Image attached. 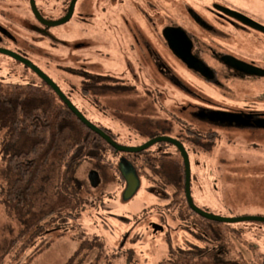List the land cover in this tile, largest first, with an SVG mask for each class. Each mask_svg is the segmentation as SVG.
I'll list each match as a JSON object with an SVG mask.
<instances>
[{
    "label": "rangeland",
    "instance_id": "374dc122",
    "mask_svg": "<svg viewBox=\"0 0 264 264\" xmlns=\"http://www.w3.org/2000/svg\"><path fill=\"white\" fill-rule=\"evenodd\" d=\"M47 1L49 7L41 4L42 0H35L36 10L44 20L57 16L51 9L52 3ZM118 1L117 6L108 8L106 0H85L84 6L82 2L64 14L61 25L45 28L41 23L37 24L30 14L29 0L22 2L18 8L4 6L3 22L10 23L17 17L16 25L11 22V31L29 46L33 44L47 51L31 56L27 63L36 72L40 71L41 77L53 79L62 90H70L77 98L80 96V79L77 76L79 62L75 59L78 56L85 60L83 62L89 72L102 76L103 82L111 85L109 91L105 89L103 96L97 97L98 107L89 104L81 106L79 102L74 104L92 125L103 126L114 133L112 136H115L116 144L120 147L139 148L153 138L174 137L165 133L161 124L169 123L172 127L168 130L170 132L175 131L176 121L198 129L195 131L201 135L184 137L191 141L188 148L195 206L219 218L239 219L247 213L249 219H264L253 217L264 215V135H248L243 131L225 135L223 129L211 127L204 119L191 117L190 104L204 107L206 101L219 99L207 85L195 80L170 58L164 49H158V52L161 51L167 66L200 97H191L186 91L166 82L164 87L168 91L165 92V100L169 102L163 106L152 101V96L158 92H154L150 99L137 96L132 99V94L122 86L130 79L131 66L139 73L137 57L131 61L126 54L128 25L134 22L142 27V22L136 11L129 8L131 0ZM212 1L162 0L166 4L167 14L176 19L182 15V4L186 2L198 5L195 6L196 10L210 20L212 18L206 8L211 6ZM234 1L240 4L244 2L251 7L248 9L259 12L257 15L264 13V0ZM233 42L239 45L242 40ZM77 44H81V48L75 49ZM6 53L14 59L0 54V79L4 82L27 81L28 75L23 72L22 66L15 62L12 65L13 61L17 62V57L11 52ZM144 59L142 73L145 76L151 73L152 76V59ZM66 68L73 70L65 71ZM40 78L35 79L39 81ZM179 103L187 109L178 111ZM248 104L254 106L252 102ZM209 130L216 131L217 135H207ZM207 137L216 139L208 140ZM16 151L18 146L0 128V264H127L130 251L137 264H161L165 260L178 258L191 245L193 250L200 251L224 242L222 234L210 238L199 226L187 223V220L190 221L185 213L187 210L180 218L178 206L172 205L175 187L166 181L165 175L147 171V175L140 177L135 194L126 199L127 186L115 172L95 159L84 161L74 172V181L79 184L83 196L80 211L74 212L75 218L63 216L59 226L55 223L41 232L37 231V225L34 229L25 230L2 203L12 182L8 170L9 158ZM92 172L97 175L95 181H92ZM155 225L163 230L155 232ZM219 225L216 226L220 230L226 229L225 239L229 249L239 247V243L233 241L235 235L232 230L242 229L245 238L264 245L248 235L249 229L255 230L256 224L252 220ZM55 227L60 229L56 230ZM257 236L262 237L261 231ZM92 240H99L103 246L92 247L86 253L75 256L84 242L90 243Z\"/></svg>",
    "mask_w": 264,
    "mask_h": 264
},
{
    "label": "flooded vegetation",
    "instance_id": "af4514ba",
    "mask_svg": "<svg viewBox=\"0 0 264 264\" xmlns=\"http://www.w3.org/2000/svg\"><path fill=\"white\" fill-rule=\"evenodd\" d=\"M28 1L29 0H0V54L6 56L8 59H14L6 52L8 51L13 53L17 57V62L13 61L12 65L14 62L15 64L19 63L23 68V72L28 75L26 78L27 81L17 82L7 80V82H4L0 79V84L5 87L14 86L16 88H31L48 85L46 80L40 76L39 72H36L32 68V65L27 63L30 62L29 58L31 56H37L40 53H45L47 51L39 49L33 44L29 46L26 42L21 41L11 31V22L16 25L19 20L17 17L13 18L10 23L3 22L4 6L9 8H18L22 2ZM42 1L43 3L41 2V4L49 7V4H46L48 3L47 0ZM84 1L49 0V2L52 3L51 9L57 14V16L52 18L49 17L50 19L46 17L47 20H44L41 18L42 14L39 15L36 10L35 0H30L29 12L35 18L34 20L37 24L41 23L45 26V28H52L63 23L62 18L64 17V14L68 12L71 7L80 5L82 2V6H84ZM106 1L107 2H105V4H108V8H113L119 4L118 0ZM165 5L166 4H164L162 0H131L129 8L136 11L137 16L141 19L142 27L135 25L134 22L130 25L131 23L129 22L126 54L128 55V58L130 57L131 61L133 59L135 60V57H137L139 73L136 72L133 66H131L129 69L130 79L127 84L124 83L125 85L122 86H124V88L132 94V99H134L135 96L150 99L154 92H158L159 94L152 96V101L154 104H159V106H163L169 102L165 100V92L168 91L167 87H164V84H167L166 82H168L170 86L184 90L191 97L198 99L200 95L197 91L195 92L193 89L188 88L183 79L175 74L162 59V53L161 51L158 52V49H164L170 58H173L179 66L189 72L195 80L201 81L207 85V87L213 91L219 99V101L202 100L206 101V106L204 107L190 104L191 117L204 119V121H207V124L211 127L214 126L218 129H223V131H225V135H232L234 133L238 134L241 131L244 133L246 132L248 135H264V127H261L258 124L264 121V29L260 28V30L248 25V23L241 20L240 15H237L241 14L246 16L264 27V13L257 15L256 13L259 12L248 9L251 7L244 4V2L240 4L234 0H213L211 2V6L206 8L212 20L205 18L199 10H196L195 6L198 5L193 6L186 2L182 4L184 6V9H182L184 10L182 15L177 16L179 19H176L170 14H167ZM41 12H43V10H41ZM152 12L154 13L153 15L151 14ZM47 30L48 29H46V31ZM168 33L181 34V36L183 34L185 35L184 37H186L189 52L200 62L202 66L201 70H199V68L189 66L183 61L182 57H180L173 50L168 39ZM181 36L179 37L182 38ZM237 39L242 40L241 44L236 45V43L233 42V40ZM220 42L224 43V45ZM81 46V44H77L74 48H81ZM145 57L152 59L151 62L153 63L152 66L154 68L151 69L153 70L152 76L151 73L146 74L147 76L142 73L141 67L145 64ZM75 59L79 62L77 76L80 79V96L78 98L73 95L70 90H62L58 83L55 84L53 79H50L74 107V103L76 102H79L78 104L81 106L89 104L98 107L96 100L97 97L103 96L102 91L105 89L108 90L109 86L111 89V85L103 82L101 79L102 76H95L94 73L89 72L86 68L87 66L83 62L85 60L82 59V57L78 56ZM35 66L37 67V65ZM71 70L73 69H65V71ZM41 71L44 73L43 70ZM254 71H258L259 74L254 73ZM36 77L40 78V80L37 81L35 79ZM211 102H213L214 105H212ZM248 102H252L254 106H251ZM177 106L179 107L177 109L178 111L187 109L184 108L181 103ZM195 107H198L199 109H196ZM219 113H222L223 116H216V114ZM96 127L102 130L106 135H115L103 126ZM161 127L165 130V133L174 135V137H169L167 139L180 143L185 148L189 161H191L188 148L189 144L191 145V141L184 137L187 136L190 138L189 135H201L198 131H195L198 129L192 128L186 123L184 126V124L180 121H176L174 132L168 131L169 129H172L169 123L161 124ZM215 133L217 132L211 130L206 132L207 135H217ZM114 142L116 143V141ZM161 143H163V145L160 147L156 146L160 145L157 143L146 149L144 151L145 156L149 159L151 157L156 159V157L159 156L160 159L165 160L163 170L151 172L165 175L166 181L175 187L172 205L174 203L180 204V196H177L176 188L182 178L181 171L179 170L180 165L179 163L177 164V161L180 158H183V155L181 150L174 143ZM123 153L124 152H120L116 157L119 164V172H113L116 173V176L119 177L121 182L126 186H128L127 178H130L132 175L136 176L138 183L140 184V177L144 174H138L136 165L141 163L143 160L142 157L137 155L124 160L125 156ZM172 160H175V163ZM190 171V183L192 184L193 173L191 170V162ZM91 178L92 181L96 180L97 175L95 172H92ZM186 202L190 211L193 212H185L188 215L187 218L190 219V221L187 220V223L199 226L206 233V235L210 236V238H216L217 235L222 234L224 242L210 249L202 248L200 251L193 250L191 245L187 248V251L184 254H178L180 255L178 258H190L191 264H234L236 262L238 264H264V245L255 244L251 241V239L245 238L244 231L242 229L239 231L232 230V234L236 237H234L233 241L238 242L239 247L238 249L236 247L235 249H229L226 245L225 239L226 229L220 230V227H218L220 225H212L213 229L209 228L206 230L202 228L199 224L200 221L198 220V217L201 216L190 208L187 197ZM178 209H181V207L178 206ZM61 214L62 216L60 217L52 215L45 219H41L40 214L34 212L14 216L25 230L29 228L34 229V226L37 225V231L41 232L46 226L55 225V223L59 226V221L66 213L62 212ZM179 215L182 219L184 212L179 211ZM241 216V218L246 219L249 218L250 215L245 213ZM253 217L264 218V215L259 214L254 215ZM44 221L45 223H43ZM252 222L253 224H256L255 230L249 229L248 235L252 238L255 237V239L260 240V242L264 244V219L252 220ZM158 227L159 230H163L160 226ZM55 229L57 230L60 228L55 227ZM153 230L156 232L154 227ZM260 231L262 237L257 236ZM210 233H213L214 235L212 236ZM230 245L232 246L231 243ZM211 255L218 257L219 259L217 261L210 259L206 260L207 258L212 257Z\"/></svg>",
    "mask_w": 264,
    "mask_h": 264
},
{
    "label": "trees",
    "instance_id": "16d2710c",
    "mask_svg": "<svg viewBox=\"0 0 264 264\" xmlns=\"http://www.w3.org/2000/svg\"><path fill=\"white\" fill-rule=\"evenodd\" d=\"M0 128L18 146V151L9 158L8 170L12 182L2 198L9 214L34 212L45 219L52 215L60 217L65 212V216L75 218L74 212L80 211L83 204L79 184L73 177L75 170L84 161L95 159L112 171L119 172L116 157L120 151L86 125L49 84L31 88L5 87L0 84ZM107 136L116 141L115 136ZM207 139L215 140L216 137ZM159 144L156 146L163 145ZM123 155L124 160L137 155L142 157L141 163L136 165L139 175H147V171L158 172L165 165V160L159 156L149 159L144 151ZM172 161L175 163V160ZM178 163L182 179L177 185L176 194L180 196V204L174 203V206L181 207L178 209L180 212L187 210L193 213L185 197L186 170L183 158ZM198 220L206 230L213 229L212 225L225 224L201 217ZM102 246L99 240L84 242L75 256L86 253L92 247ZM208 259L217 261L219 258L212 256ZM127 264H137L131 251L127 254ZM161 264H191V259H170Z\"/></svg>",
    "mask_w": 264,
    "mask_h": 264
},
{
    "label": "water",
    "instance_id": "95a60500",
    "mask_svg": "<svg viewBox=\"0 0 264 264\" xmlns=\"http://www.w3.org/2000/svg\"><path fill=\"white\" fill-rule=\"evenodd\" d=\"M240 15L241 20H243L245 23H248V25L257 28V29H264V27H262L261 25L257 24L256 22H254L253 20L249 19L246 16H243L241 14H237ZM260 29V30H261ZM177 35V36H176ZM179 36H181V34H171L168 33V39L170 41L171 47L173 48V50L180 56L182 57L183 61L186 62L189 66L191 67H196L199 68V70H201L202 66L200 64V62L198 60H196V58H194V56H192V54L189 52V46L186 43V37H184L185 35L183 34L180 38ZM244 68V67H243ZM38 71V70H37ZM39 74L41 73L40 71H38ZM254 73L259 74L258 71ZM42 75V74H41ZM44 77V76H43ZM46 82L56 90V92L58 93V95L60 96V98L66 103V105L75 113L78 115V117L86 124L88 125L93 131H95L96 133H98L99 135L104 136V138L106 139V141L113 147L115 148L117 151L120 152H124V153H140L145 151L146 149H148L149 147L153 146L154 144L157 143H161V142H169V143H174L182 152L183 158H184V162L186 165V197H187V201L188 204L190 206V208L196 212L199 216L205 218V219H209V220H213V221H219L221 223H237V222H242V221H247V220H259V219H249V218H239V219H226V218H219V217H214V216H210L208 213L198 209L193 201H192V197H191V171H190V161H189V157L188 154L185 150V148L178 142L171 140V139H167V138H156L152 141H150L149 143L139 147V148H125V147H120L119 145H117L110 137H108L102 130H100L99 128H97L96 126L92 125L88 120H86L78 111L77 109L72 105V103L64 96V94L58 89V87L49 79L45 78ZM216 116L222 117V113L216 114ZM261 127H264V121L258 123ZM127 183L128 186L126 188L125 191V198L129 199L131 198L135 192L138 189L139 183L138 180L136 178V176L132 175L130 178H127ZM155 230L158 231L159 227L158 226H154Z\"/></svg>",
    "mask_w": 264,
    "mask_h": 264
}]
</instances>
